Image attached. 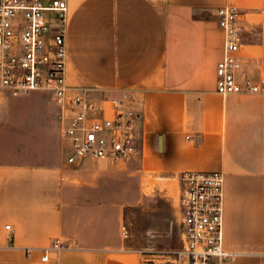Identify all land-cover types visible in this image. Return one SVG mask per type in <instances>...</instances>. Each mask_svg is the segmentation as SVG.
Returning <instances> with one entry per match:
<instances>
[{
  "label": "crops",
  "instance_id": "obj_1",
  "mask_svg": "<svg viewBox=\"0 0 264 264\" xmlns=\"http://www.w3.org/2000/svg\"><path fill=\"white\" fill-rule=\"evenodd\" d=\"M69 88L91 100L129 91L138 153L127 160L68 163L59 109L46 93H0V154L10 141V105L45 95L56 108L59 153L0 156V264H140L153 258L123 233L124 208L141 184L178 187L183 172L221 171L224 264H264V93L216 91L224 34L215 12L245 16L242 73L264 84V0H66ZM7 141V142H5ZM130 199V201H129ZM8 226V228L6 227ZM58 239L67 248L42 250ZM179 247H181L179 241ZM181 264H186L183 262Z\"/></svg>",
  "mask_w": 264,
  "mask_h": 264
},
{
  "label": "built area",
  "instance_id": "obj_2",
  "mask_svg": "<svg viewBox=\"0 0 264 264\" xmlns=\"http://www.w3.org/2000/svg\"><path fill=\"white\" fill-rule=\"evenodd\" d=\"M66 11V0H0V93L13 98L33 92L49 95L59 109L61 137L70 149L68 163L84 157L130 159L138 153L139 114L130 106L133 95L124 91L118 97L91 100L85 91L66 83ZM215 19L224 34L223 54L216 66L217 93L223 97L264 93V84L241 71L244 13L223 7L215 12ZM178 182L181 247L172 257L145 259L140 264L232 260L234 254L223 247L224 174L188 171L179 175ZM66 248L56 239L42 250L41 260L47 261L51 250Z\"/></svg>",
  "mask_w": 264,
  "mask_h": 264
},
{
  "label": "rangeland",
  "instance_id": "obj_3",
  "mask_svg": "<svg viewBox=\"0 0 264 264\" xmlns=\"http://www.w3.org/2000/svg\"><path fill=\"white\" fill-rule=\"evenodd\" d=\"M39 95L38 99L29 97L23 104L10 105L11 130L4 134L10 145L5 143L1 148V159L41 161L58 155L57 110L48 97ZM148 185L143 186L140 180L138 198L129 199L125 206L123 233L129 244L150 257H172L180 248L178 187L166 179Z\"/></svg>",
  "mask_w": 264,
  "mask_h": 264
}]
</instances>
